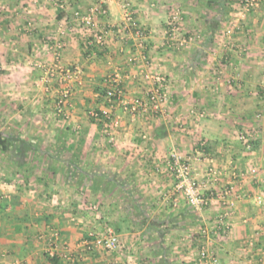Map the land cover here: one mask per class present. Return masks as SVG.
Wrapping results in <instances>:
<instances>
[{"label": "crops", "instance_id": "crops-1", "mask_svg": "<svg viewBox=\"0 0 264 264\" xmlns=\"http://www.w3.org/2000/svg\"><path fill=\"white\" fill-rule=\"evenodd\" d=\"M98 1L0 0V137L9 141L0 149V264H197L205 239L221 264H264V202L255 201L264 195V2L244 12L241 0H111L98 21L110 30L100 49L72 19ZM124 2L137 24L127 40L112 35ZM175 9L181 34L199 35L184 47L168 34ZM55 38L65 42L57 57ZM115 72L127 101L153 88L146 73L167 75L166 114L134 116L109 103ZM94 109L119 119L112 133ZM249 130L250 148L240 138ZM172 151L190 158L209 206L198 211L177 193ZM228 199L235 204L219 220ZM107 227L122 249L83 246L89 231ZM54 230L61 244L51 260Z\"/></svg>", "mask_w": 264, "mask_h": 264}, {"label": "built area", "instance_id": "built-area-1", "mask_svg": "<svg viewBox=\"0 0 264 264\" xmlns=\"http://www.w3.org/2000/svg\"><path fill=\"white\" fill-rule=\"evenodd\" d=\"M110 1L111 0H99L98 3L93 5L89 10L75 8L72 12L74 27H76L77 30H93L88 44L100 49L108 45L110 30L105 26L100 27L98 21L100 16L108 17ZM263 2L264 0H241L240 8L244 12H250L260 7ZM61 7H65L64 2L61 3ZM122 8V20L118 25H116V27H118V30H116L112 35L119 37V39L121 40H127L131 37V30L133 29V27H137V24L134 11L132 10L130 3L124 2ZM181 19V11L179 9L173 11L167 22V29L168 34L172 38L171 40L177 39L180 46H183L185 45V43L192 42L196 37L194 34L190 36L181 35ZM50 44V48L54 50L56 57L59 56L60 51L65 46V42L62 38H55L53 39V43ZM65 73L70 77L78 76L77 69L72 70L71 68H68L67 70H65ZM145 76L147 79L153 80L154 87L147 93L146 97L137 96L132 98L131 101H127L124 97V91L121 86L123 81L122 74L120 72H115L114 74L108 76L106 79L107 90L105 94L108 102L113 105V99L116 98L117 103L123 102L125 105H127L129 112H131V114H133L134 116L142 115L149 118L154 114H166L167 105L169 104L171 98L169 91L170 83L167 75L162 72H157L146 73ZM71 94L72 91L70 88H66V90H64L62 97L57 104V111L59 112V114L65 112V106L70 101ZM90 115L97 121L105 122V130L109 133H112V130L119 125V119L117 117L114 118V116L105 114L99 109L92 110ZM104 118L106 119L105 121ZM142 136L146 137V133H144ZM240 138L248 148L251 147L250 136L240 134ZM167 166L175 176L176 191L184 196L186 202L189 205H191L198 211L210 205L212 197L207 196L205 192L202 191L201 185L199 184V181L194 174L190 158L185 157L178 151H172L167 161ZM218 172V169L214 166H210L208 169V173L213 176H215ZM258 172L259 170L255 166L249 169V174L253 177H257ZM242 175H244V173H242ZM2 184L8 185L5 181H3ZM231 192V189H227L224 194L229 198ZM255 201L257 204H262L264 202V195H256ZM234 204L235 201L233 199L227 200V209L219 216V220H223V218L230 215V210L234 206ZM90 236L91 240L85 241V244L89 246V248L96 247L101 248L105 251L112 252L124 247L119 234L111 227H107L102 234L91 232ZM60 238V231H52L48 241V252L50 257H55L57 255V250L61 244ZM197 264L221 263L218 257L211 253L208 246L206 244H203L199 247L198 250Z\"/></svg>", "mask_w": 264, "mask_h": 264}, {"label": "rangeland", "instance_id": "rangeland-1", "mask_svg": "<svg viewBox=\"0 0 264 264\" xmlns=\"http://www.w3.org/2000/svg\"><path fill=\"white\" fill-rule=\"evenodd\" d=\"M210 4H211V6H215L216 3H215L214 1H211ZM175 10H177V9H175ZM175 10H174V11H175ZM179 10H180V9H179ZM181 35H183V34H181ZM194 35H195L196 38H195L192 42H194L195 40H197V39L199 38V37H198V36H199L198 34H194ZM186 44H188V43H185V45H183V46H181V47L186 46ZM169 83H170V81H169ZM153 87H154V86H153ZM59 100H60V99H59ZM59 100H58V102H59ZM58 102H57V103H58ZM241 134H245V135H247V136H251V135H252L251 132H250V130H249L248 132L244 131V132L241 133ZM199 150H200V149H199ZM252 167H254V166H252ZM255 167H256V166H255ZM257 168H258V167H257ZM258 170H259V168H258ZM177 193H179V192H177ZM180 195H182V194H180ZM207 196H208V195H207ZM182 197H184V196L182 195ZM209 197H210V196H209ZM208 206H209V205H208ZM231 210H232V208H231ZM231 210H230V211H231ZM223 212H224V211H223ZM223 212H221V214H222ZM221 214H220V215H221ZM217 218H219V216H218ZM104 230H105V229H104ZM104 230H102V231H100V232H98V231H94V230H93V231H92V230L89 231V232H88V235H87L86 237L83 238V242H82V243H83V246L86 247V248H89V246H87V245L85 244V241H86V240H87V241H88V240H89V241L91 240V236H90V233H91V232H95V233L97 232V233H99V234H102V233H104ZM205 240H206V241H205L204 243H202V245H203V244H206V245L208 246V248L210 249L211 253L217 257V255L213 252V249L210 247V244L207 243V242H208L207 239H205ZM89 249H90V250H101V248H96V247H92V248L90 247ZM102 250H103V249H102ZM119 250H120V249H119ZM103 251H105V250H103ZM196 260H197V259H196ZM196 263H197V261H196Z\"/></svg>", "mask_w": 264, "mask_h": 264}, {"label": "trees", "instance_id": "trees-1", "mask_svg": "<svg viewBox=\"0 0 264 264\" xmlns=\"http://www.w3.org/2000/svg\"><path fill=\"white\" fill-rule=\"evenodd\" d=\"M106 90H107V88H106ZM106 90L104 91V95L106 94ZM113 103L114 104L117 103V99L116 98L113 99ZM105 120L106 119L104 118V121ZM22 143H23L22 149H23V147H24V149H26L27 147L30 148L29 144L28 143L26 144L25 141H22ZM0 149L3 150V151L9 150V141H8V139H3V138L0 137ZM55 258H56V256L55 257H50L51 260H55Z\"/></svg>", "mask_w": 264, "mask_h": 264}]
</instances>
